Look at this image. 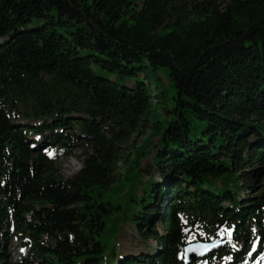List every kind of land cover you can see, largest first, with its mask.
Here are the masks:
<instances>
[{
  "label": "trees",
  "instance_id": "obj_1",
  "mask_svg": "<svg viewBox=\"0 0 264 264\" xmlns=\"http://www.w3.org/2000/svg\"><path fill=\"white\" fill-rule=\"evenodd\" d=\"M263 176L264 0H0V264H186L200 234L242 264ZM124 223L150 255L109 251Z\"/></svg>",
  "mask_w": 264,
  "mask_h": 264
},
{
  "label": "rangeland",
  "instance_id": "obj_2",
  "mask_svg": "<svg viewBox=\"0 0 264 264\" xmlns=\"http://www.w3.org/2000/svg\"><path fill=\"white\" fill-rule=\"evenodd\" d=\"M160 76H162L165 84L168 85V81L165 75L161 74ZM128 86H132V84L129 83ZM133 143L134 141L131 144ZM129 154L130 152L128 151L127 155ZM152 159H153V155L145 159L142 163L141 168L146 169L150 165H152ZM84 160L85 159L83 157V152L79 148L74 151L71 157L61 159L59 163V169L61 171V174L64 180H70L75 175H77L83 168ZM144 180H148V177H144ZM154 181L155 183L159 184V186L167 185V179L162 178L158 175H154ZM254 187H255V190L252 191L249 195L247 191L248 188H246L244 196H246L247 198L260 196L261 190H263L264 188V176L262 180L259 181L258 184L254 185ZM141 194H142V191L138 187V195H141ZM158 229L159 231H161L160 228ZM199 237L202 239V241L206 240V237L202 234H200ZM219 241H220V244L222 245L227 242V237L223 236L222 238L219 239ZM156 247H157V244L155 241L151 239L147 240L146 238H142L139 231L136 230L130 223H124L118 238L110 242L109 251L110 252L113 250L117 251L118 254H120L118 258H120L121 256L123 257L126 256L131 259L133 257L138 259V258L150 255L152 253V250H154ZM258 248L260 250V247L253 246L252 251H255ZM263 250H264V246H263ZM5 252L11 258L12 262L20 261L27 254L26 251L22 250L20 242L16 239H12L9 244H6ZM204 261L205 259H203V262ZM210 262L211 264L221 263L220 260H216V259H211ZM244 264H264V258H261L255 261L254 263L251 260H247Z\"/></svg>",
  "mask_w": 264,
  "mask_h": 264
},
{
  "label": "water",
  "instance_id": "obj_3",
  "mask_svg": "<svg viewBox=\"0 0 264 264\" xmlns=\"http://www.w3.org/2000/svg\"><path fill=\"white\" fill-rule=\"evenodd\" d=\"M217 243H197L183 247L185 261L192 264L195 260L204 257ZM207 245V247H203Z\"/></svg>",
  "mask_w": 264,
  "mask_h": 264
},
{
  "label": "snow or ice",
  "instance_id": "obj_4",
  "mask_svg": "<svg viewBox=\"0 0 264 264\" xmlns=\"http://www.w3.org/2000/svg\"><path fill=\"white\" fill-rule=\"evenodd\" d=\"M49 154L51 155V153H49ZM225 231H228V230H225ZM229 235H231V233H230V232H229ZM203 247H205V248H206V247H207V245H204Z\"/></svg>",
  "mask_w": 264,
  "mask_h": 264
}]
</instances>
